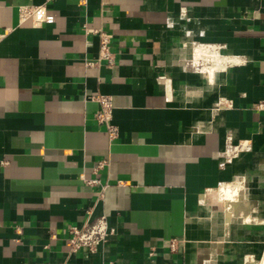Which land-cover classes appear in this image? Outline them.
I'll list each match as a JSON object with an SVG mask.
<instances>
[{"label": "crops", "instance_id": "crops-1", "mask_svg": "<svg viewBox=\"0 0 264 264\" xmlns=\"http://www.w3.org/2000/svg\"><path fill=\"white\" fill-rule=\"evenodd\" d=\"M84 1L32 27L47 0H0V264H264V0ZM195 45L243 63L206 72Z\"/></svg>", "mask_w": 264, "mask_h": 264}, {"label": "built area", "instance_id": "built-area-1", "mask_svg": "<svg viewBox=\"0 0 264 264\" xmlns=\"http://www.w3.org/2000/svg\"><path fill=\"white\" fill-rule=\"evenodd\" d=\"M52 1L54 0H47V3L44 5L21 6L19 8L20 23L24 24L30 22L32 27H38L42 23L49 21L48 4ZM84 3H86V0ZM98 34L100 36V58L98 63L106 61L110 65H113L114 55L111 51V38L104 31H99ZM193 50L196 54L199 52L198 50L203 51L199 61L202 67H206V72L226 71L243 63L239 57L224 55V47L220 45H195ZM87 65L94 66L96 63L88 62ZM93 100L99 104V110L96 114L97 123L105 126L110 139L117 138L118 128L113 124L112 120L114 110L112 97L98 94L93 97ZM226 105L231 106L230 103H227ZM263 106L264 105L260 104L258 108ZM246 147L247 143L241 144L237 146L235 150L239 151ZM103 165L104 163H101L99 167H103ZM85 182L89 185L98 184V181L85 180ZM17 233H21L20 228H17ZM71 233L72 237L69 239V243L72 251L87 247L92 253H95L100 246L105 245L112 234L106 216L101 217L94 224L86 226L85 228H72Z\"/></svg>", "mask_w": 264, "mask_h": 264}, {"label": "bare ground", "instance_id": "bare-ground-1", "mask_svg": "<svg viewBox=\"0 0 264 264\" xmlns=\"http://www.w3.org/2000/svg\"><path fill=\"white\" fill-rule=\"evenodd\" d=\"M199 52L196 54V58H200L201 57V54L203 53L202 50H198ZM211 71V70H210ZM212 72V71H211Z\"/></svg>", "mask_w": 264, "mask_h": 264}]
</instances>
